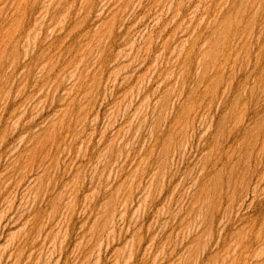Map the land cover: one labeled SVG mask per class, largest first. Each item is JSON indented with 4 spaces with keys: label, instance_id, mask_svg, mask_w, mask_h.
Wrapping results in <instances>:
<instances>
[{
    "label": "rangeland",
    "instance_id": "374dc122",
    "mask_svg": "<svg viewBox=\"0 0 264 264\" xmlns=\"http://www.w3.org/2000/svg\"><path fill=\"white\" fill-rule=\"evenodd\" d=\"M0 264H264V0H0Z\"/></svg>",
    "mask_w": 264,
    "mask_h": 264
}]
</instances>
